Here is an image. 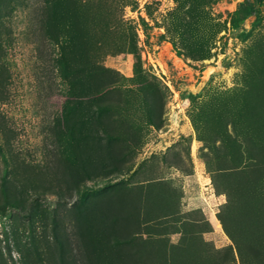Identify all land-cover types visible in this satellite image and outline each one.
<instances>
[{
    "label": "rangeland",
    "instance_id": "1",
    "mask_svg": "<svg viewBox=\"0 0 264 264\" xmlns=\"http://www.w3.org/2000/svg\"><path fill=\"white\" fill-rule=\"evenodd\" d=\"M0 264H264V0H0Z\"/></svg>",
    "mask_w": 264,
    "mask_h": 264
},
{
    "label": "trees",
    "instance_id": "2",
    "mask_svg": "<svg viewBox=\"0 0 264 264\" xmlns=\"http://www.w3.org/2000/svg\"><path fill=\"white\" fill-rule=\"evenodd\" d=\"M234 23V22H233Z\"/></svg>",
    "mask_w": 264,
    "mask_h": 264
}]
</instances>
